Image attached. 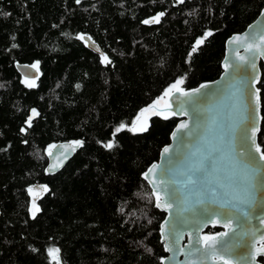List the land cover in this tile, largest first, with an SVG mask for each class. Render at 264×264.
I'll return each mask as SVG.
<instances>
[{"label": "trees", "instance_id": "obj_1", "mask_svg": "<svg viewBox=\"0 0 264 264\" xmlns=\"http://www.w3.org/2000/svg\"><path fill=\"white\" fill-rule=\"evenodd\" d=\"M263 7L264 0H0V264H51L52 246L62 264H161L165 212L143 172L178 117L154 111L146 131L130 125L177 79L191 87L218 77L226 39ZM159 12L160 23H143ZM80 34L98 41L111 63ZM37 61L29 87L16 63ZM32 109L39 115L28 127ZM121 123L127 127L114 137ZM65 139L84 142L48 173L47 151ZM259 141L264 148V119Z\"/></svg>", "mask_w": 264, "mask_h": 264}, {"label": "water", "instance_id": "obj_2", "mask_svg": "<svg viewBox=\"0 0 264 264\" xmlns=\"http://www.w3.org/2000/svg\"><path fill=\"white\" fill-rule=\"evenodd\" d=\"M262 10L264 7L243 30L232 33L226 39L225 54L222 59L223 70L218 77L204 80L195 86L184 87L181 85V87L191 90L204 83H217L211 84L208 90H202V93L197 94L191 102L188 97L180 95L175 90H170L171 94H163L160 97L163 101L161 104L157 103L160 99L158 98L140 110V113L145 109L152 113L155 110L161 115L176 112L175 116L178 117V121L170 133V141L163 145L158 159L154 160L143 172L145 178L144 173L152 169L146 179L148 183L153 181V183H149L152 189L156 187L157 191H161L164 187H181V183L173 182H183L186 179V176L181 173L185 172L188 164L196 159L192 157V152L197 148L201 152H206L210 147L218 146L223 130L222 126L228 123L229 114L231 113L235 117L238 112L243 111L245 104L249 106L248 113H246L249 120L246 123L250 125V128L258 126L259 130L255 134V141L260 144L262 111L260 109L259 114L255 113V89L260 88L259 82L263 74L262 63H264V56L260 54V49H264V40H261V37L264 36ZM236 36L239 39L234 40L233 37ZM84 39L87 41L89 49L98 54H104V49L98 41L88 34H84ZM255 45L260 47H254ZM241 57L244 59L242 60ZM103 63L107 64V62ZM253 63L255 68L251 67ZM33 64L35 63L17 62L16 67L23 77L37 79L40 75V67L39 65L35 68L30 67ZM225 64L229 65L227 73ZM241 85H244L242 88L243 97H241V92L237 91ZM204 91H207L208 94L204 95ZM194 109L198 110L199 119H197V112ZM181 112L185 114H181ZM181 121H188L189 128L195 130L193 136L186 135L188 129H185L184 133L178 132L177 136L173 137L172 134L177 131V125ZM250 128L249 134H251ZM237 134H240L239 130ZM201 137L204 139L201 140ZM72 141H76V139H65L52 143V147L47 151L46 170L48 173L61 170L80 149L81 145H74L71 143ZM80 141L84 142L83 139ZM166 147L170 148L167 154L164 153ZM252 149L254 151V145H252ZM153 165L157 167L153 168ZM37 187L40 191L44 188L43 185ZM239 195L243 196L242 190H239ZM196 200L195 195H189L185 191L183 195H178L177 201L167 200V203L172 204V207L167 210L163 209L165 201H161L162 207L159 209L165 212V217L160 224L161 240L164 247L167 245L169 248L183 249L187 252L197 240H200L199 247L203 249L202 238L205 234H209L207 229L210 226H217L221 229L212 234L228 233L224 237L217 238L221 241V244L217 246V252L219 255L226 256L230 260V264H264L260 260V257L264 258V256L257 254V250L264 246V223H261V219H264V185L260 187L257 204L254 208L237 202L240 210L233 209L227 214L219 210L215 214L211 211L201 213L200 209L203 205L196 204ZM180 201L185 202L181 203ZM244 211L249 213L247 218L242 214ZM162 225L164 227L163 235L161 233ZM172 255V252L166 251L163 264H180L181 261L186 260V257L179 253L175 259H169ZM187 259L197 260V257L193 256ZM60 264L62 263L60 262ZM197 264H218V262L209 257L199 258Z\"/></svg>", "mask_w": 264, "mask_h": 264}, {"label": "snow or ice", "instance_id": "obj_3", "mask_svg": "<svg viewBox=\"0 0 264 264\" xmlns=\"http://www.w3.org/2000/svg\"><path fill=\"white\" fill-rule=\"evenodd\" d=\"M81 0H76V3L79 4ZM178 3H184L185 0H177ZM165 15L164 12H159L156 16L151 17L150 20L146 19L143 21L144 24H149L150 22L160 23V18ZM261 15H264V10H262ZM251 28V26H249ZM212 33L207 31L204 33L203 37L198 38L195 42V45L192 48V52L197 51V45L203 43L204 39L211 36ZM79 39H84V35L80 34ZM90 39V37H89ZM233 39H239L238 36L233 37ZM261 40H264V36L261 37ZM87 43V41H85ZM254 47L259 48V45ZM260 54L264 56V49H260ZM192 53H189L191 57ZM243 60L244 58L241 57ZM101 62L111 63V60L107 58L106 55L101 54ZM39 64L37 61L35 64L30 67L35 68ZM252 68H255V64H251ZM229 65L225 64V72L227 73ZM183 83V78L177 79L170 89L166 90V93L171 94L170 90H175L182 96L188 97L191 102L197 94H201L202 90H208L211 84L217 82H208L201 84L198 88L187 90L181 87ZM29 87H35L34 83H30ZM79 87V86H78ZM244 85H241L237 88V91L241 92V97H243L242 88ZM204 95H207L208 92L204 91ZM261 107H264V100L261 97V89H255V113L259 114ZM249 106L244 105L243 111L238 112L235 117L229 114V121L226 125L222 126V132L220 135V144L218 146L210 147L206 152H201L199 148L196 151L192 152V157L196 159L188 164L187 170L182 175L186 176V179L183 182H173L181 183L179 188H162L161 191H157L154 187L149 194L151 197H155V207L161 208V201L164 200L163 209L167 210L172 207V204L167 203V200L177 201L178 195H183L186 191L189 195H195L197 197L196 204L203 205L200 209L201 213L212 212L215 214L218 210L224 211L225 214L230 213L233 209H238V203L247 205L249 208H254L257 204V197L259 194L260 187L264 185V148L260 144H257L255 141V134L259 130L258 126L251 127L246 121L249 120L248 113ZM32 114L25 121L28 127H31L32 120L34 116H38L39 113L36 109H32ZM142 111H146L142 110ZM197 112V119H199L198 110L194 109ZM156 115H161L157 112ZM177 113L172 112L170 115L175 116ZM181 114H185L181 112ZM165 119H168V115L164 116ZM264 119V116L260 117ZM214 122V121H213ZM135 123V121H133ZM127 125L121 123L113 133V136L119 133L122 129H125ZM199 127V125H197ZM249 128L251 134H249ZM188 129L186 135L193 136L195 133L194 129L189 128L188 121H181L177 125V131L173 132V137L177 136V133H184V130ZM133 130V129H129ZM238 130L240 134L238 135ZM26 131L25 128L21 129V132ZM136 131H146V128H139ZM201 140L204 138L201 137ZM74 145H82L83 141L76 140L71 142ZM254 145V151L252 149ZM52 147V146H50ZM106 148L113 147L112 142L110 141L105 145ZM74 150V149H73ZM170 148L166 147L164 153H169ZM51 167V165H50ZM156 165H153V168H156ZM152 169H149L151 172ZM149 172L144 173L145 179L148 178ZM153 183V181H149ZM242 186V187H241ZM47 190V186H43ZM239 190H242L243 196L239 195ZM29 193H32L30 188ZM162 192L164 195L162 196ZM151 202V200H150ZM184 203L185 201H180ZM238 202V203H237ZM215 206V207H213ZM35 211H39V205H35ZM123 211V209H121ZM246 218L249 216V213L244 211L242 213ZM35 213L33 214V218ZM167 223V221H165ZM261 223H264V219H261ZM227 227V225H225ZM161 233H164V227L161 226ZM228 233H209L205 234L203 239V249L199 247L201 241L197 240L196 243L190 248L187 252L183 249H172L165 245V250L173 253L172 257L169 259H175L176 255L183 254L186 257L185 261H181L180 264H197L199 258H209L211 257L218 264H230V260L226 256L219 255L217 252V246L221 244V241L218 240V237H224ZM227 250V249H224ZM49 257L56 260L57 264H60L59 260V248H49L48 250ZM257 254L264 256V246L257 250ZM196 256L197 260L187 259L189 257ZM165 258L161 257V264H163Z\"/></svg>", "mask_w": 264, "mask_h": 264}, {"label": "rangeland", "instance_id": "obj_4", "mask_svg": "<svg viewBox=\"0 0 264 264\" xmlns=\"http://www.w3.org/2000/svg\"><path fill=\"white\" fill-rule=\"evenodd\" d=\"M36 63V62H35ZM39 65V64H38ZM29 83H35L36 78H26ZM170 89V88H169ZM168 89V90H169ZM164 94H167L166 92ZM33 115V114H32ZM149 116L150 113H145V112H139V114L136 116L134 119L135 123H132L130 127L132 129H139V128H146L149 124ZM51 248H57L55 246H52ZM52 263H57L55 259L52 258Z\"/></svg>", "mask_w": 264, "mask_h": 264}, {"label": "flooded vegetation", "instance_id": "obj_5", "mask_svg": "<svg viewBox=\"0 0 264 264\" xmlns=\"http://www.w3.org/2000/svg\"><path fill=\"white\" fill-rule=\"evenodd\" d=\"M163 101L161 100V98L160 99H158V101H157V103L158 104H161ZM155 111V110H154ZM143 112H145V113H152L150 110H146V111H143ZM216 232V231H215ZM209 233H213V232H209ZM263 257H260V260H262L263 261V259H262Z\"/></svg>", "mask_w": 264, "mask_h": 264}]
</instances>
